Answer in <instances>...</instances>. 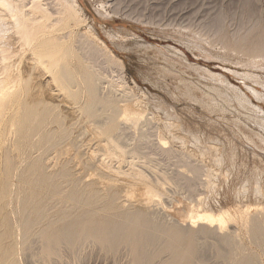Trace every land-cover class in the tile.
<instances>
[{
    "label": "rangeland",
    "instance_id": "374dc122",
    "mask_svg": "<svg viewBox=\"0 0 264 264\" xmlns=\"http://www.w3.org/2000/svg\"><path fill=\"white\" fill-rule=\"evenodd\" d=\"M42 1H53L50 3L52 6L59 2ZM77 1L80 5L78 23L75 19L69 20L70 30L73 28L72 32H76L77 36L81 35L78 37L92 41L97 49H102V42L105 43L110 53L122 64L103 68L95 63L91 64L97 72L95 84L100 95L107 99H118L121 109L136 111L140 119L123 125L122 130H118L115 135L119 147L115 144L110 148L113 144L106 138L102 139L99 134L101 126L80 115V104L77 107L80 111H76L77 104L71 103L63 92L56 90L51 74L46 70L35 71V80L43 87L39 98H51L54 104L60 106L59 114H63H60V118L64 127L69 125L67 129H71V124L72 127L73 124L75 126L71 129L73 138L69 139V143L65 141L63 146L52 150L54 154L51 151V155L50 151H47L49 154L43 153L46 152L42 149L43 144L36 136L33 137L29 148V152L35 157L32 158L29 153L32 160L39 158V155L41 159L47 155V158H43L44 163L58 162L60 165L63 161H69L70 164L73 161L75 164L71 165L74 175L78 174L77 178L85 177L83 180L89 183L96 180L95 183L104 190L117 185L122 199L120 200L126 205L124 207H133L136 204L146 209L149 214L152 210V216L159 219L160 215L161 220H156L166 225L169 222L168 226H172L177 218L185 220L193 207L195 211L199 208L202 212L213 214L234 209L241 216L231 221L217 236L209 234L208 229L200 225H195L194 229L203 230H196V233L192 228L194 225L187 226V222L182 224L187 233L192 229L194 233H191L196 236L201 233L200 239L197 237L200 257L194 263L205 260V264H238V260L243 257H250L252 262L264 264V225L258 239L254 238L251 227L252 219L262 221L261 226L264 224V127L256 116V111L264 110V0ZM91 33L102 42L96 43ZM244 44L248 46L243 49ZM252 45L259 47H255V50L262 49V52H254ZM160 142L167 144L164 147L171 152L163 149L167 151L163 154L161 148L163 152L159 148L150 147L151 144ZM33 147L36 155L31 150ZM119 149H124V155ZM38 150L40 151L37 152ZM113 150L119 155L112 152ZM55 152L57 155L61 152V155L57 156ZM184 154L192 156L191 159L201 168L200 174L192 171L186 161L188 157ZM31 164L24 169L27 171L24 181L14 182L16 193L24 189V192L21 190L19 193L21 196L44 194L41 193L43 188L30 184V177L37 178L35 173L28 172ZM0 165L2 166L1 161ZM98 166L104 171L108 169L109 176L103 175ZM178 174L188 178L189 184L199 180V186L192 190L188 184L177 178ZM27 178L29 181L26 182ZM27 184L34 188L27 189ZM159 185H162L160 190L163 187L164 194L161 201L142 202L144 198H140L139 193L149 186ZM191 203L194 206L191 207ZM165 215L170 216V221L174 218L175 221L170 223ZM202 234L206 235V239L201 237ZM215 236L218 238L215 239ZM219 236L228 237V241L230 237L233 247L228 245V250L223 248L225 251L218 249ZM212 239L215 241L212 242L214 248L212 244L210 246ZM202 245L209 249L203 252V248H200ZM201 251L205 258H201ZM227 251L232 255L225 259L229 254ZM125 252H120L122 256L119 253L112 257L100 254L95 248H89L82 261H72L69 258L66 260L70 262L67 264H130L129 256L127 254L126 257ZM231 257L237 262L235 259L231 261ZM29 258L31 257L25 261L27 264H39Z\"/></svg>",
    "mask_w": 264,
    "mask_h": 264
},
{
    "label": "bare ground",
    "instance_id": "6f19581e",
    "mask_svg": "<svg viewBox=\"0 0 264 264\" xmlns=\"http://www.w3.org/2000/svg\"><path fill=\"white\" fill-rule=\"evenodd\" d=\"M50 3H45L42 0H0V151L3 150L2 153L0 152L2 163V166L0 165L2 176L0 178V264H24L28 257L39 264H67L69 261L66 259L68 258L72 261H82L85 252L89 248H95L100 254L112 257L126 251L125 254L126 257L128 254L130 264H154L155 262L158 264H195L194 260L200 257H198V254H200L198 246L200 245L199 234H201L198 233L196 236L191 233L192 231L194 233L195 225H200L202 228L208 229L209 234L217 236L221 234V230L226 229L231 221L239 218L241 213L234 209H226L213 214L212 212H202L196 206L197 210L200 211L193 210L195 207L190 208L188 215L184 218L185 220L177 218L176 222H173L175 218L170 221V216L165 215L170 223L173 222L172 226H168L169 222L166 225L163 222L164 218L163 224L159 223L156 220L158 218H155L154 215L152 216L151 208L153 206L151 207V205L147 204L151 207H148L151 210V215L143 207L133 204V201V207L131 205V207H124L125 204H123L124 201L121 202L122 199L117 185V187L108 185L109 188L104 190L98 186L99 184L95 183L96 180L94 179V183H91V181L89 183L85 182L87 180H83L85 177L83 179L81 177L77 178L79 172L76 173L77 176L74 175V168L71 165L74 163L73 161L71 164L69 161H61L60 165L57 164L58 162H55V164L52 162L44 163L43 158L47 155L42 156V159L39 155L40 157L37 156L39 158L32 160L35 157L31 155L29 148H31L30 141L33 137L36 136L38 141L43 144V148H41L46 151L43 153L50 151L51 155L52 152L54 154L55 149L57 150L61 145L63 146L65 141L69 143V139L73 138L71 137L73 134L71 129L75 126L73 124L72 127L71 124V129H67L69 125L64 124L67 128L64 127L60 118L61 113L59 114L60 106L54 104L50 100L51 98L49 100L39 98V93L43 92V87L42 84L36 82L35 71L46 70L51 74L52 81L58 88L56 90L60 93L63 92L71 103L77 104V106L74 105L76 111L81 109L83 114L80 115H84L91 122L98 123L101 126L99 134L102 135V139L105 140L106 138L111 145L113 144L110 148L117 144L115 135L118 130H122L123 125L129 121L136 122L140 119L136 111L127 108L121 109L117 103L118 99L116 101L111 97L107 99L100 95L98 86L95 84L97 72L94 69V63L100 68L113 64H116L117 67V65L122 66V64L94 33H91L93 40L96 43L102 42V49H97L92 41L78 37L81 35L77 36L76 32H72L73 28L70 30L69 20L79 18L77 17V13L80 12H78L80 8L78 1L59 0L53 6ZM76 23H78V20ZM246 45L244 44L243 49L247 48L248 45ZM255 47L257 46H254L253 49ZM176 51L180 52L179 50ZM254 52H262V49ZM91 64L93 65L91 66ZM51 97L53 98V96ZM47 98H49V95ZM66 98L65 100H67ZM62 100H64V97ZM60 103L62 105V102ZM78 105L80 109L77 108ZM66 107L68 108L67 105ZM71 108L73 109V107ZM256 113L259 122L264 127V110L256 111ZM156 143L151 144L150 147L152 146L153 149L154 147L159 148L161 152L164 151L163 154L170 151L167 150V147H164L165 143ZM71 144H73V141H71ZM115 146L119 147L118 144ZM34 147L31 149L32 152ZM160 148L167 151H162ZM115 150L117 151L116 148ZM123 152L125 153L124 149L121 153ZM41 153H37V155ZM60 153L58 155H61ZM55 154L57 155V152ZM174 155H176L175 152ZM55 156L51 157L55 158ZM184 156L188 157L186 161L191 166L192 171L200 174L201 168L191 159L192 156L186 154ZM167 157L170 156L167 155ZM30 163L32 164L29 166L28 172L35 173L37 176L35 179L30 177L32 181L30 184L34 187L43 188L44 192L41 191V193H44L43 195L30 194L26 196L24 193L25 196L23 194L21 196L19 193H21V190L24 192V189L20 188L18 194L14 189V182H23L26 178L24 176H26L27 171L25 172L24 169ZM98 168L103 171V175H108V169H105L106 172L101 166H98ZM28 178L26 182L29 181L30 178ZM102 178L100 177V180ZM177 178L188 184L192 190H195L200 184L198 183L199 180H196L197 178L194 179L196 180L194 183L191 181L192 184H189L188 178L181 174H178ZM26 182H24L25 186ZM30 184H27V189L33 187H29ZM161 186H149L144 192L140 190L142 192L139 193L140 198H144L142 202L145 201L146 203L147 201L150 203L154 200L160 202L164 196L162 193L163 187L160 190ZM132 187L134 186L132 185ZM25 192L27 193L26 190ZM128 198L130 199V197ZM140 204L141 202L138 203V205ZM190 206L194 205L191 203ZM159 212L161 213V211ZM161 214L164 215L163 212ZM160 217L159 215V219ZM252 220V234L255 239H258L264 224L261 226L262 221ZM186 222L188 223L187 226L194 225L192 227L194 230L190 228V233H187L186 229L183 228L184 226L182 227V224L185 225ZM261 227L263 228L261 229ZM202 228H196V230H203ZM216 236L215 239L218 238ZM201 237L206 239V235L202 234ZM229 241L232 242L230 237ZM229 241L228 237L219 236L218 243L216 240L217 248L225 251L229 247L228 245H233L232 243L229 244ZM208 242L205 243L209 244ZM212 242L215 241L212 239L210 246ZM212 247L214 248L213 244ZM200 248H203V245ZM205 249L203 248L202 251L205 252ZM202 251L201 255L203 256ZM230 253L225 259L229 257ZM223 254L225 255V253ZM201 258H205V256ZM231 258L228 259H231V261L235 259ZM249 258L243 257L238 260V264L256 263ZM222 259L224 260L223 255ZM201 262L205 264V260ZM201 262L199 261L198 264H202ZM25 264L27 263L25 262Z\"/></svg>",
    "mask_w": 264,
    "mask_h": 264
}]
</instances>
